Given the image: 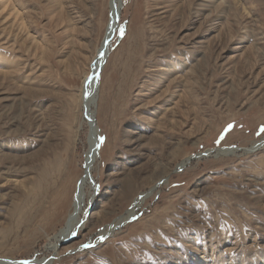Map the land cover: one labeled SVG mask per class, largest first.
<instances>
[{
  "label": "rangeland",
  "instance_id": "obj_1",
  "mask_svg": "<svg viewBox=\"0 0 264 264\" xmlns=\"http://www.w3.org/2000/svg\"><path fill=\"white\" fill-rule=\"evenodd\" d=\"M109 1L0 0V262L264 264V145L247 152L264 139V0H122L94 199L46 250L84 170L80 94Z\"/></svg>",
  "mask_w": 264,
  "mask_h": 264
},
{
  "label": "bare ground",
  "instance_id": "obj_2",
  "mask_svg": "<svg viewBox=\"0 0 264 264\" xmlns=\"http://www.w3.org/2000/svg\"><path fill=\"white\" fill-rule=\"evenodd\" d=\"M120 3H122V0H111V1H109V19L107 22L105 34H104V37L102 39L100 46L97 49L95 58L93 59L92 66L90 69V73H88V75L84 78V81L82 84V90H81V94H80L82 118H83L84 123H86L89 126H91V124H92V122H90V118L93 119V121H95L94 110L97 106V101H96L97 95H95L93 97H89V98L87 97L86 98L87 93L90 92V89L92 87V86H88V87L85 86L86 79L88 78V76L90 74L94 75L97 72V69L99 68L100 64L102 63L103 58L106 56L105 54L107 53V50H106L107 46H108V50L110 51V48L112 45V40L115 36V34L111 35L112 29H113L114 24H115V11L117 9V6L120 7ZM104 66H105V63H104ZM89 133H91V134L89 136V139H87V141H88L87 142V150L85 151V154H84L85 155L84 170L82 172L81 177L77 178L78 180H77V184H76V192H75L73 202L71 205V213L69 214L68 218L66 219L64 227L60 230L58 235L53 237V239H54L53 242L48 244V246L46 247V250H49L52 252L57 251V246H58V242H59L58 237L60 234H61V238L65 239L68 236L74 235L75 233H78L80 231V228L82 227V225H80L79 229L77 228V225L81 223V217H79V216H80V213L82 211V207L84 205H86V206L88 204L90 205L94 199V195H93L94 193L92 192V189L94 191L95 188H92V186L96 181L93 178V170L95 169V165L99 159V156L96 154V152L94 150V145H95L94 139H95L96 133L94 134L91 131ZM263 145H264V139L261 142H259L258 144H253V146L249 150H247V152H254L256 150H259L263 147ZM220 152H221V150L219 151V153ZM235 152H236L235 149L234 150H231V149L227 150L226 149L223 151V153L226 155L234 154ZM187 163H188V160L186 159L185 162H183L180 165H186ZM41 186L42 185H38V187H40V190H42ZM30 190H31L30 193L26 192L27 193L26 196H30L34 190L39 191L38 188L37 189L33 188ZM146 195H148V194L145 193L142 195H138L136 198H134L133 201L131 202L132 205H131L130 209H127L125 215L119 216V218H117L115 220L114 225L115 226H121V224H124L129 219H132L133 217H135L134 214H135L136 210L140 207V205L147 198ZM28 214H29V212H26V213H23L20 215V218H22V222L25 219H27ZM34 220H36V218ZM44 226L47 228L48 224L45 223ZM110 230L111 229H109V231ZM103 233H104V231H103ZM100 236H102V235H100ZM21 263H23V264H46L45 262L39 260V258L38 259L37 258L36 259H28V260L22 261ZM0 264H10V262L9 261H8V263L0 262Z\"/></svg>",
  "mask_w": 264,
  "mask_h": 264
},
{
  "label": "water",
  "instance_id": "obj_3",
  "mask_svg": "<svg viewBox=\"0 0 264 264\" xmlns=\"http://www.w3.org/2000/svg\"><path fill=\"white\" fill-rule=\"evenodd\" d=\"M121 9H122V3H120V7L117 6V9L115 11V24H114V27L112 29V33L111 35H114L116 33V30H117V27H118V24H119V21H120V16H121ZM107 53L105 54L106 56L103 58V61L102 63L100 64L99 68L97 69V72L92 75L90 74L88 76V78L86 79V83H85V86L88 87V86H92L91 89H90V92L87 93V96L86 98L88 97H93L95 95H97V92H98V88H99V79H100V75H101V70L102 68L104 67V63L106 62L107 60V57L109 55V50H108V46H107ZM90 122H92L91 124V128H92V132L95 134V145H94V150L96 152V154L99 156V153H98V150H99V143H100V139L98 137V133H97V129H96V125H95V121H93V119L90 118Z\"/></svg>",
  "mask_w": 264,
  "mask_h": 264
},
{
  "label": "snow or ice",
  "instance_id": "obj_4",
  "mask_svg": "<svg viewBox=\"0 0 264 264\" xmlns=\"http://www.w3.org/2000/svg\"><path fill=\"white\" fill-rule=\"evenodd\" d=\"M228 127H229V129H230V128L232 127V125H229Z\"/></svg>",
  "mask_w": 264,
  "mask_h": 264
}]
</instances>
